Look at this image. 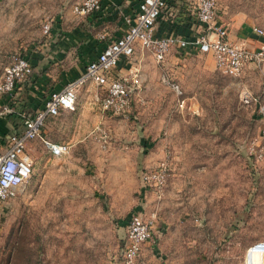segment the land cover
<instances>
[{"label": "rangeland", "instance_id": "rangeland-1", "mask_svg": "<svg viewBox=\"0 0 264 264\" xmlns=\"http://www.w3.org/2000/svg\"><path fill=\"white\" fill-rule=\"evenodd\" d=\"M80 1L0 0V77ZM218 17L232 39L264 45L252 31L264 29V0H218ZM129 61L142 75L130 111L93 120L87 140L65 155L40 142L31 180L0 206V264H125L136 211L156 212L157 244L145 264H242L249 245L264 240V59L240 75L220 72L194 46L174 47L160 62L137 47ZM245 88L257 103L243 102ZM164 158L170 174L159 199L141 175Z\"/></svg>", "mask_w": 264, "mask_h": 264}, {"label": "built area", "instance_id": "built-area-1", "mask_svg": "<svg viewBox=\"0 0 264 264\" xmlns=\"http://www.w3.org/2000/svg\"><path fill=\"white\" fill-rule=\"evenodd\" d=\"M190 14L197 24V32L192 37L177 33L158 35L156 26L168 0H140L135 14L125 15L127 28L123 34L107 41L98 56L88 62L84 71L71 78L57 90L50 92L42 109L25 116V127L10 134L6 148L0 152V206L16 196L19 189L28 183L35 167L34 156L29 151L30 142L38 137L48 116H57L62 108L75 109L81 90L94 84V99L105 112L125 114L130 111L142 85V75L138 71L121 75L117 69L122 60H129L137 47L148 49L157 61L166 59L174 47H197L200 51L211 53L216 68L225 74L240 75L250 62L264 59V45L250 48L244 42L229 36V27L218 17V0H188ZM102 0H82L74 5L73 10L79 14H87L100 9ZM51 23L45 25L49 32ZM256 35H264V29L253 26ZM103 36V35H102ZM34 67L27 54L13 55L4 67L0 77V95L12 94L21 81L28 79ZM178 87V86H177ZM244 103H257L258 99L248 88L242 91ZM185 100L181 102L184 105ZM259 101V109L264 107ZM13 108L9 104L0 105V118ZM109 132L105 129L101 135L102 145L108 146ZM48 151L54 156H61L71 151L70 142H54L45 139ZM168 159L158 161L157 165L146 168L142 172L145 189H152L161 199L166 191L170 166ZM156 212L148 215L142 211L134 212L129 218L126 234V246L123 253L125 264H145L142 260L147 247L154 249ZM259 255L260 261L253 256ZM242 264H264V240L254 241L246 250Z\"/></svg>", "mask_w": 264, "mask_h": 264}, {"label": "crops", "instance_id": "crops-1", "mask_svg": "<svg viewBox=\"0 0 264 264\" xmlns=\"http://www.w3.org/2000/svg\"><path fill=\"white\" fill-rule=\"evenodd\" d=\"M139 2L102 0L100 9L87 14H79L72 9L70 19L65 17L51 26L45 42L37 46L33 54H27L34 67L32 75L19 82L12 94L0 95V105L9 104L13 108L0 118V144L6 143L2 138L8 139L11 133L25 127L23 113L31 115L42 109L51 91L62 88L71 78L80 75L109 39L124 33L127 28L125 15L135 14ZM156 32L158 35L177 33L192 37L197 32V24L190 14L188 0H168L158 19ZM132 70L133 64L128 60H122L117 69L121 75L129 74ZM95 91L94 84L88 85L81 90L75 109L62 108L59 115L46 118L40 135L29 144L35 164L38 146L40 142L45 144V139L70 142L72 147V143L87 140L85 131L93 120L106 122L107 112H103L100 103L94 99ZM54 128L68 132L66 135L59 133L56 139L44 136L43 132Z\"/></svg>", "mask_w": 264, "mask_h": 264}, {"label": "bare ground", "instance_id": "bare-ground-1", "mask_svg": "<svg viewBox=\"0 0 264 264\" xmlns=\"http://www.w3.org/2000/svg\"><path fill=\"white\" fill-rule=\"evenodd\" d=\"M255 256H258V257H259V255H255ZM255 256H253V257H255ZM260 258H261V257H259V259H258L259 261L261 260Z\"/></svg>", "mask_w": 264, "mask_h": 264}]
</instances>
